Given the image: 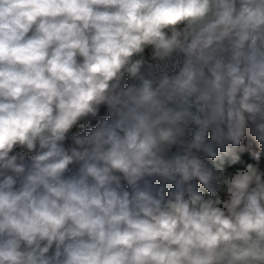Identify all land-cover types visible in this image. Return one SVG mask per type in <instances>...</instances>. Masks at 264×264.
Wrapping results in <instances>:
<instances>
[{
	"label": "clouds",
	"instance_id": "obj_1",
	"mask_svg": "<svg viewBox=\"0 0 264 264\" xmlns=\"http://www.w3.org/2000/svg\"><path fill=\"white\" fill-rule=\"evenodd\" d=\"M249 130L264 0H0V264H264V171L204 158Z\"/></svg>",
	"mask_w": 264,
	"mask_h": 264
},
{
	"label": "rangeland",
	"instance_id": "obj_2",
	"mask_svg": "<svg viewBox=\"0 0 264 264\" xmlns=\"http://www.w3.org/2000/svg\"><path fill=\"white\" fill-rule=\"evenodd\" d=\"M143 58L146 60L147 63H150L153 65V69L156 72L165 71V70L175 71L176 69L179 68L180 66L179 64H181L179 63L178 57L176 56H173L170 62L169 61L159 62V61L153 60L151 48L145 49ZM170 64L175 65V67L174 68L170 67ZM104 111H107V109L105 107H101L100 112H104ZM98 123H99L98 121H95L92 125L95 126ZM92 125L91 126L84 125L83 121L75 125L70 131L68 139L65 141V146L71 147L73 145L71 137L73 135H78L82 132L88 131L89 129L92 128ZM230 146H231L230 150L232 154L234 155L241 154L246 157V161H245L246 163H252L256 159V145H255V141L251 135L250 130L246 133L245 137L242 139L241 144L239 146H232L231 144ZM24 151L25 150L22 148L15 149L16 153H23ZM32 155H34V153L29 152L28 158H30Z\"/></svg>",
	"mask_w": 264,
	"mask_h": 264
},
{
	"label": "trees",
	"instance_id": "obj_3",
	"mask_svg": "<svg viewBox=\"0 0 264 264\" xmlns=\"http://www.w3.org/2000/svg\"><path fill=\"white\" fill-rule=\"evenodd\" d=\"M107 116H108L107 111L100 112L98 117L89 118L87 120V123H85V121H83V124L91 126L95 121L99 122L100 118H107ZM95 126L92 125V127H95ZM190 135H191V130L189 132V138H190ZM253 139H254L255 145H256V159L252 162V164H258L260 169L262 171H264V149L261 148L260 143L254 137H253ZM230 148H231V146L229 144L226 146V149L223 151H221L220 149H217L218 156L215 160H212L211 158H207V157H204V158L209 163H211L215 168L222 169L226 173L228 171H231V170L239 167V165L242 161L243 162L246 161V157L244 155H241V154L234 155L231 153ZM173 151H176V149L174 148ZM257 157H259V159H257ZM74 167L75 166L70 168V171L74 170ZM167 187L170 188L171 185H168ZM199 191H201L205 195V197L210 196V194L207 192V190L202 185L199 186Z\"/></svg>",
	"mask_w": 264,
	"mask_h": 264
},
{
	"label": "crops",
	"instance_id": "obj_4",
	"mask_svg": "<svg viewBox=\"0 0 264 264\" xmlns=\"http://www.w3.org/2000/svg\"><path fill=\"white\" fill-rule=\"evenodd\" d=\"M179 63H181L182 57H178ZM180 65V64H179Z\"/></svg>",
	"mask_w": 264,
	"mask_h": 264
}]
</instances>
